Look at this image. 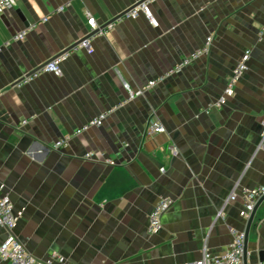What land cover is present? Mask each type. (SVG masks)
<instances>
[{"label": "crops", "instance_id": "obj_1", "mask_svg": "<svg viewBox=\"0 0 264 264\" xmlns=\"http://www.w3.org/2000/svg\"><path fill=\"white\" fill-rule=\"evenodd\" d=\"M142 1L17 0L0 14V47L11 41L0 51V183L18 216L15 235L39 259L185 264L206 251L222 255L232 230L245 231L248 222L240 199L227 203L230 194L264 186V0H155L158 26L143 13L115 21ZM87 12L101 25L116 22L93 41L94 51L72 52L60 76L43 72L19 84L88 34ZM209 37L208 52L180 73L102 126L53 146L123 101L125 84H147ZM247 49L235 93L213 106ZM155 122L166 131L148 135ZM161 197L174 204L163 228L150 233ZM261 252L264 202L250 230L249 264H262Z\"/></svg>", "mask_w": 264, "mask_h": 264}, {"label": "built area", "instance_id": "obj_2", "mask_svg": "<svg viewBox=\"0 0 264 264\" xmlns=\"http://www.w3.org/2000/svg\"><path fill=\"white\" fill-rule=\"evenodd\" d=\"M155 0H143L136 6L129 9L123 16H120L115 19L116 22H120L124 18H137L141 13H143L147 19L154 26H158L159 22L154 17L151 11V3ZM17 3V0H0V14L5 12L7 9L12 8ZM66 6H61L57 9L58 12H62ZM88 24H89V32L88 34L82 38L79 42H77L74 46H72L69 50H66L56 56L53 60L46 63L39 70L34 72L33 74L25 76L19 84L27 83L31 81L35 76L43 72L53 73L57 76L62 75V63L71 55L72 52L79 51L81 49L87 50L88 52H93V41L100 36L107 35L115 25V21L110 22L106 25H101L99 22L92 16L90 12H87ZM48 17L43 18V22H46ZM37 26V23L31 25L29 28L22 30L17 33L13 37V41H18L23 39L30 30L34 29ZM264 35V27L260 31V36ZM212 37H209L206 40V43L202 48L197 50L190 58L184 59L182 62L172 66L165 72L161 73L158 77L150 80L147 84L134 89L129 86V84H125L127 90L126 98L110 108L102 112L97 117L93 118L89 122H87L81 128H78L74 133L67 134L59 139H57L53 146L55 148H62L67 146L74 136L82 134L84 131L91 127H100L102 126L109 115L116 110L120 109L124 105L133 101L135 98L144 95L147 91L155 87L158 83L164 82L166 79L172 77L175 74L180 73L185 66L190 64L194 59L200 58L205 53L208 52L209 47L211 46ZM11 44V41H7L0 47V51ZM251 58V49H247L240 60L237 62L234 67L233 73L228 80L227 86L224 90V94L219 98V100L212 104L213 106H221L226 102L227 97L232 96L235 93L236 86L243 75V73L248 69V63ZM28 119H24L22 121L23 124L28 123ZM263 127V141H264V118L262 121ZM166 128L160 123L155 122L149 127L147 132L148 135L153 133L165 132ZM94 155V152L90 151L86 154L88 158H91ZM111 164H114V160H109ZM164 171V168H163ZM264 196V186H259L255 188H243L240 193L232 192L227 199L228 202L236 201L240 199L245 208L246 217L249 219L251 213L255 209L259 200ZM174 199L171 197H161L152 211L149 214V232L157 233L163 228V217L166 212L173 206ZM222 214V211L219 215ZM18 216L14 210V205L12 199L9 194H7L4 190V187L0 183V229H4L6 231V237L4 240H0V259L3 261H8L13 264H69L64 258L58 254H53L46 259H39L32 255L25 245L18 239V237L14 233V228L17 224ZM233 241L228 246L226 252L222 255H213L210 252L206 251L203 257L196 262L193 263H185V264H244V247H245V239L246 232L240 231L237 229L232 230ZM264 264V261L262 262Z\"/></svg>", "mask_w": 264, "mask_h": 264}, {"label": "water", "instance_id": "obj_3", "mask_svg": "<svg viewBox=\"0 0 264 264\" xmlns=\"http://www.w3.org/2000/svg\"><path fill=\"white\" fill-rule=\"evenodd\" d=\"M264 202V196L259 200V202L257 203L255 209L253 210V212L251 213L248 222H247V227H246V239H245V247H244V264H249V235H250V230H251V226L253 224V221L255 219L256 213L258 208L260 207V205ZM260 260L264 261V252L260 253Z\"/></svg>", "mask_w": 264, "mask_h": 264}]
</instances>
